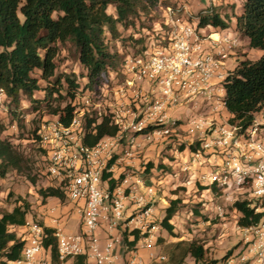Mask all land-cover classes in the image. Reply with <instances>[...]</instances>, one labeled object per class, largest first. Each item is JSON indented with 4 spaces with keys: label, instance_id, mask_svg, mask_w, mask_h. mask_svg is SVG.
<instances>
[{
    "label": "built area",
    "instance_id": "built-area-1",
    "mask_svg": "<svg viewBox=\"0 0 264 264\" xmlns=\"http://www.w3.org/2000/svg\"><path fill=\"white\" fill-rule=\"evenodd\" d=\"M180 11L165 7L164 19L155 36H148L146 48L125 57L120 69L124 81L107 112L101 115L94 106L83 113L73 101L68 126L53 116L36 130L43 175L78 213L75 233L64 218H49L46 228L55 240L57 264L77 257H83L84 264H115L121 255L125 264H145L140 251L156 242L155 227H149L155 188L145 185L130 164L140 154L136 137H177L180 125L184 137H203L187 153L182 168L201 193L227 203L247 201L262 215L256 225L242 228L244 246L237 264H264V125L254 120L244 130L230 125L223 101L222 81L232 70L229 62L237 39L229 33L204 35L197 18L184 20L178 17ZM87 95L94 99L97 93ZM4 101L0 89L1 111L7 109ZM189 109L194 113L183 119ZM93 115L97 121L108 118L118 131L87 147L82 143L84 117ZM148 128V133L136 136ZM44 227L25 222L21 259L14 264H48ZM131 231H138L140 238L128 248L122 234Z\"/></svg>",
    "mask_w": 264,
    "mask_h": 264
},
{
    "label": "trees",
    "instance_id": "trees-1",
    "mask_svg": "<svg viewBox=\"0 0 264 264\" xmlns=\"http://www.w3.org/2000/svg\"><path fill=\"white\" fill-rule=\"evenodd\" d=\"M113 7L114 14H108L107 8ZM161 6V0H0V89L5 93L4 105L18 107L21 98L29 103L45 102L50 114L57 117L58 122L68 126L74 115L72 102L82 93L97 92L99 87L108 84L112 78L120 76V69L125 57L110 51L108 39H117L118 28H133L139 16L147 17L150 12ZM197 17V28L211 27L226 30L230 20L221 17L213 10H206ZM235 32L248 41V47L261 54L254 60H242L226 75L222 81L223 101L229 114L228 123L241 130L249 127L264 104V0H243L241 12L234 16ZM133 37V36H132ZM140 50L132 54L136 56L146 48L148 36L141 33L133 37ZM68 43L74 50L78 64L82 68V85L74 75L55 76V58L58 45ZM39 81L47 86L42 90V99L35 98L40 92ZM70 101L64 107L51 109V98ZM7 110V109H6ZM117 127L110 124L108 118L100 121L86 117L83 123L82 143L93 147L103 137H113ZM150 128L141 133L146 134ZM5 126L0 123V181L9 171L23 173L26 159L4 135ZM37 142V136L35 133ZM199 141L188 146L189 151L198 147ZM151 163L146 171L152 169ZM158 168L163 169L162 165ZM112 183H110V187ZM39 195L57 198L62 201L63 193L54 187L40 189ZM180 204L179 199L171 200L164 211L160 226L169 235L173 227L169 224ZM234 210L240 214L238 226L247 228L256 225L262 215L255 213L247 201L232 203ZM28 202L18 199L10 211L0 213V264H9L21 259L23 241L16 236L14 228L23 227L29 215ZM42 226L40 221H36ZM46 237L42 241L44 249L49 251L51 262L57 263L55 240L51 229L44 227ZM132 238L129 241V238ZM138 231L122 234L125 246L132 248L139 240ZM184 247L178 256L170 253V264H182L189 256L194 264H218L217 260L206 261L205 251L196 242L178 241L173 249ZM161 257L164 260L163 256ZM74 264H84L83 257L73 259ZM154 262L159 263L158 258Z\"/></svg>",
    "mask_w": 264,
    "mask_h": 264
},
{
    "label": "rangeland",
    "instance_id": "rangeland-1",
    "mask_svg": "<svg viewBox=\"0 0 264 264\" xmlns=\"http://www.w3.org/2000/svg\"><path fill=\"white\" fill-rule=\"evenodd\" d=\"M243 0H161V6L154 8L147 17L139 16L133 28L122 30L118 28L119 36L117 39H108L110 51L116 52L122 57L131 56L140 50L141 45L133 42V37L144 33L153 37L156 33L157 24L164 19V8H180L178 17L192 21L197 15L206 10H213L221 17L227 16L230 20L229 28L226 30L213 29L211 27L201 28V33L217 34L229 33L236 37L238 45L233 51L229 68L233 69L242 60L254 61L259 57L257 50L248 47V41L238 35L234 29V16L241 12ZM108 14H114L113 7L107 8ZM133 36V37H132ZM55 76L74 75L82 85V68L77 62L73 48L65 43L58 45V55L55 58ZM108 84L101 85L97 90V95L91 99L87 93L76 96L74 103L79 111L86 113V109L97 108V112L103 115L108 111L107 104L114 103V91L123 83L124 77L113 78ZM47 86L44 81H39L40 92L35 94V98L42 99ZM69 99L51 98V109L64 107L69 103ZM49 107L45 102L29 103L25 98H21L17 108L9 104L7 110H0V123L5 126L4 135L9 138L16 149L26 159V169L23 173L9 171L5 179L0 181V213L10 211L18 199L26 201L30 205L29 220L40 221L37 218L38 211L42 209L44 201L39 195L40 189L50 187L51 182L42 173L41 150L36 142L35 133L37 128L46 120L51 119ZM87 117V116H86ZM95 118V116H92ZM85 118V117H84ZM88 118V117H87ZM196 137L187 141L171 142L155 152L154 156L145 157L141 160L138 172L145 185L155 188L152 203V223L154 226L153 234L156 239L155 245L148 249L143 248L149 256V264H170L169 255L173 253L178 256L184 247L173 249L178 241L184 243L196 242L205 251L206 261L217 260L218 264H237L241 256L244 244V233L237 224L240 214L234 210L232 203L222 200H215L208 196V193H201L197 188L195 180L190 174L182 172L186 163L188 146L195 143ZM200 142V141H199ZM151 163L152 169L146 171V165ZM162 165L163 169L158 168ZM179 199L177 212L169 221L173 227V234L169 235L160 226L164 217V211L171 200ZM60 201V200H59ZM66 200L60 201V207L66 205ZM52 217V216H51ZM63 218V217H62ZM73 226V222L70 224ZM23 231V230H22ZM19 235L23 232L18 231ZM170 241V242H168ZM156 255L163 256L164 260L159 263L154 262ZM182 264H194L191 257L187 256Z\"/></svg>",
    "mask_w": 264,
    "mask_h": 264
},
{
    "label": "crops",
    "instance_id": "crops-1",
    "mask_svg": "<svg viewBox=\"0 0 264 264\" xmlns=\"http://www.w3.org/2000/svg\"><path fill=\"white\" fill-rule=\"evenodd\" d=\"M259 52V51H258ZM234 54V53H233ZM259 52V56H260ZM194 113V110H186L184 111L182 118L184 119L187 117L189 114ZM226 118H229V114L226 112ZM254 122L259 125H264V108L261 109L258 113L254 114ZM185 127L180 125L178 128L179 136L177 137H169V138H159V137H143V136H137L136 141L140 144V154L132 159L130 161V164L138 172L140 162L141 160H144L145 157H151L155 155V152L159 151V149L171 142L174 141H189L190 139L194 137H184V131ZM198 141L202 140L203 137H196ZM139 174V173H138ZM140 175V174H139ZM67 203V202H66ZM52 211V212H51ZM63 217L64 220H66L67 224V229L71 233L78 232L79 226H78V213L77 209L72 205L67 203L63 207H60V201L57 198H47L44 201V205L42 209L38 211L37 218H39L40 222L42 223L43 226L49 227V218L50 217ZM30 218L29 215L26 217V221H28ZM73 222V226L70 224ZM16 233V236L21 239V234L19 235L17 232H23V227H18L13 229ZM23 234V233H22ZM170 242V241H168ZM140 256L145 264H149V256L146 254V251L141 250L140 251ZM158 256V255H157ZM45 259L48 264H53L51 262L50 254L48 250H45ZM80 262H78L79 264ZM9 264H14V262H11ZM57 264V263H56ZM69 264H74V261H71ZM115 264H125V259L124 256L121 255L120 259L117 260Z\"/></svg>",
    "mask_w": 264,
    "mask_h": 264
},
{
    "label": "bare ground",
    "instance_id": "bare-ground-1",
    "mask_svg": "<svg viewBox=\"0 0 264 264\" xmlns=\"http://www.w3.org/2000/svg\"><path fill=\"white\" fill-rule=\"evenodd\" d=\"M213 37L216 38V35L214 34Z\"/></svg>",
    "mask_w": 264,
    "mask_h": 264
}]
</instances>
